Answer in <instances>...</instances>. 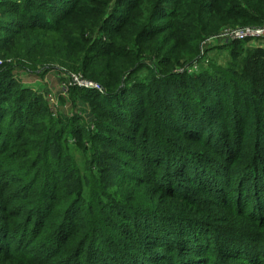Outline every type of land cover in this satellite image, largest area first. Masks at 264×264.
<instances>
[{
  "label": "trees",
  "instance_id": "16d2710c",
  "mask_svg": "<svg viewBox=\"0 0 264 264\" xmlns=\"http://www.w3.org/2000/svg\"><path fill=\"white\" fill-rule=\"evenodd\" d=\"M260 25L264 0H0V264H264V46L179 70Z\"/></svg>",
  "mask_w": 264,
  "mask_h": 264
},
{
  "label": "rangeland",
  "instance_id": "374dc122",
  "mask_svg": "<svg viewBox=\"0 0 264 264\" xmlns=\"http://www.w3.org/2000/svg\"><path fill=\"white\" fill-rule=\"evenodd\" d=\"M248 43V44H247ZM256 46H264V41H252V42H245L243 43V50H246L247 47L252 48ZM203 53H207L205 57H202L199 66L197 69L203 70V69H215L218 65L226 66L227 63L231 61V57L229 54V48L223 47V46H217V45H211V46H205ZM200 54V53H199ZM239 55H242L241 53ZM196 69V70H197ZM18 72H14V75L19 79V81H22L25 85H28L30 87L36 86L37 83L41 84V87L33 88L35 91H42L45 95V98L47 99V96L50 97L48 100V103L54 107V110H56L57 114L62 115L63 118L65 116L70 114H64L61 112V108L65 105L64 101H62L63 97L61 93L63 92V89L66 88L64 82L66 81L65 74H60L54 76L52 79L45 76L39 77L37 80H34V78H30L28 75L25 76V79H22L23 74ZM63 76V77H62ZM63 94V93H62ZM43 95V96H44ZM73 103H75V109L72 113L78 115L81 117V119L84 121L85 124H87L92 117L90 106L87 102L84 101L83 98L75 100ZM69 113V112H68ZM69 147L73 148V143L69 142ZM74 159L78 160V162H81L82 157L80 156H74ZM155 192L151 191L149 192L148 197L154 196Z\"/></svg>",
  "mask_w": 264,
  "mask_h": 264
},
{
  "label": "built area",
  "instance_id": "2783aa9c",
  "mask_svg": "<svg viewBox=\"0 0 264 264\" xmlns=\"http://www.w3.org/2000/svg\"><path fill=\"white\" fill-rule=\"evenodd\" d=\"M233 40L264 41V25L256 27H223L217 34L202 41L200 49L201 58L205 57L207 54L202 52L205 46L221 45ZM199 64L200 61L195 60L191 63L183 65L181 68H179V70H185L186 72L191 73L197 69ZM70 84H75L80 87H91L102 92V88L98 84L83 80L79 77H73L69 85Z\"/></svg>",
  "mask_w": 264,
  "mask_h": 264
},
{
  "label": "crops",
  "instance_id": "0c3cea01",
  "mask_svg": "<svg viewBox=\"0 0 264 264\" xmlns=\"http://www.w3.org/2000/svg\"><path fill=\"white\" fill-rule=\"evenodd\" d=\"M47 77H49V78L52 79L54 76L48 75ZM34 80H37V79L34 78ZM27 86H28V85H27ZM36 87L40 88V87H41V84H40V83H37L36 86H34V88H36ZM62 93H63V94H62ZM62 93H61V95H62V97H63V99H64V103H65V105H64L60 110H61V112L64 113V114H71L75 108L72 106V104H71L72 102H69V100H68V96H67V94H66V91L63 90ZM68 112H69V113H68Z\"/></svg>",
  "mask_w": 264,
  "mask_h": 264
}]
</instances>
